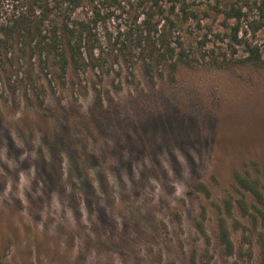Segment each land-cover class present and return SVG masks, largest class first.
Masks as SVG:
<instances>
[{
  "label": "rangeland",
  "instance_id": "1",
  "mask_svg": "<svg viewBox=\"0 0 264 264\" xmlns=\"http://www.w3.org/2000/svg\"><path fill=\"white\" fill-rule=\"evenodd\" d=\"M260 1L187 0L175 70L111 56L120 12L97 25L103 70L0 61V264H264L261 206L236 178L264 192ZM229 4L239 24L215 10Z\"/></svg>",
  "mask_w": 264,
  "mask_h": 264
},
{
  "label": "trees",
  "instance_id": "2",
  "mask_svg": "<svg viewBox=\"0 0 264 264\" xmlns=\"http://www.w3.org/2000/svg\"><path fill=\"white\" fill-rule=\"evenodd\" d=\"M20 1L0 0L1 62L26 57L31 62L47 65V71L54 70L63 76L71 70H103L106 54L100 47L107 39L96 32L97 25L99 19H111L120 12L126 14L127 23L118 28V35L112 39L119 46L111 55L116 60L168 64L171 70L180 63L191 64L184 48V26L192 18L196 19V15L188 11L187 0H24L18 8ZM80 10L90 15L85 19L76 17ZM215 10L224 16L225 22L236 20L239 24L247 17L243 9L234 4L217 6ZM257 10L255 30H264V0ZM238 30L237 27L233 38L240 42L236 39ZM247 48L248 61L261 64L264 47L262 53L258 47L248 45ZM236 178L261 206L253 205L257 216L252 215V218L255 221L261 218L264 224V192L256 183L239 175ZM239 205L247 210L242 202ZM199 230L206 235L202 223ZM218 232L226 253L232 254V240L223 220L219 222Z\"/></svg>",
  "mask_w": 264,
  "mask_h": 264
}]
</instances>
